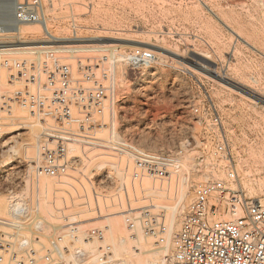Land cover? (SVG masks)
Returning a JSON list of instances; mask_svg holds the SVG:
<instances>
[{"label":"rangeland","instance_id":"1","mask_svg":"<svg viewBox=\"0 0 264 264\" xmlns=\"http://www.w3.org/2000/svg\"><path fill=\"white\" fill-rule=\"evenodd\" d=\"M10 2L0 0L7 4L1 16L10 17ZM46 16L50 34L68 43L0 52V62L41 55L52 71L68 66L81 87H101L100 71L86 77L79 61L105 66L113 50H152L151 67H119L115 130L148 154L171 155L179 168L167 182L131 178L122 186L105 147L72 145L69 158H81L79 166L56 177L37 174L32 161L47 125L19 108L0 112V220L19 226L0 227V235H14L1 237L10 248H0V264H15L14 257L18 264H170L190 202L207 180L227 175L215 141L191 112L204 87L223 115L238 187L264 205V0H48ZM20 29L22 36L8 30L0 44L53 40L38 24ZM99 137L107 140L109 131ZM55 248L68 251L61 257Z\"/></svg>","mask_w":264,"mask_h":264},{"label":"built area","instance_id":"2","mask_svg":"<svg viewBox=\"0 0 264 264\" xmlns=\"http://www.w3.org/2000/svg\"><path fill=\"white\" fill-rule=\"evenodd\" d=\"M47 3L48 0H12L9 18L1 16L7 4H0V41L10 29L24 24H45ZM156 60L152 50L133 47L124 52L113 50L105 57V66H85L79 61L78 69L81 74L85 70L86 77L100 71L106 83L101 87H81L70 79L68 66L52 71L41 55L0 62V112L11 113L19 108L40 124L47 125L44 140L32 161L33 172L51 177L66 175L71 167L76 168L83 161L79 157L69 158V146L76 145L84 150L99 146L105 147L118 161L112 167L123 174L125 182L122 186H129L127 182L131 178L169 181L179 168L175 158L148 154L115 130L120 102V65L126 70L142 69L151 67ZM190 107L195 122L206 128L209 137L215 141L218 160L227 163V175L226 179L207 181L190 202L175 235L170 264H264V205L247 197L238 187V173L223 115L205 87L200 95L192 98ZM106 111L107 123L103 117ZM48 114L52 118L51 124ZM102 129L109 131L107 140L99 137ZM148 220L156 221L157 218L154 220L149 216ZM2 226L19 228L14 221L0 220ZM147 230L149 234L159 233L157 230L151 232L149 227ZM9 235L14 236L0 235V248L3 245L10 248L9 243L1 239ZM55 251L63 257L62 253L66 254L68 249L62 253L56 248ZM82 254V249L76 248L74 255L81 257ZM14 259L18 264V258Z\"/></svg>","mask_w":264,"mask_h":264},{"label":"bare ground","instance_id":"3","mask_svg":"<svg viewBox=\"0 0 264 264\" xmlns=\"http://www.w3.org/2000/svg\"><path fill=\"white\" fill-rule=\"evenodd\" d=\"M12 3V0H11V2H10V4ZM9 4V5H10ZM11 7V5L9 6V9H10V14L12 15V7ZM5 10H7V6L5 7V9H4V11ZM49 19L46 17V20H45V24H38V25H40L41 26V28H42V30H43V32L45 33V35L47 34V36H49L50 38H52L53 40L52 41H50L49 43H47V42H40V41H33V42H28V41H19V42H17V43H8V44H6V45H1L0 44V52H10V51H20V50H29V49H37V48H53L54 46H52V45H49V44H57V45H62V44H66V43H68V42H66V41H63V40H61L60 38H57L56 36V38H54L50 33H52L51 32V29L49 28ZM26 25H33V24H24V25H22V26H26ZM22 26H20V27H22ZM20 27H18V28H14V29H10V30H12V33H10L11 35L12 34H16V36H18V35H21L23 32H22V30L20 29ZM14 31V32H13ZM9 33V32H8ZM33 34V36L35 35V33L33 32V31H30V35H32ZM7 35H4V37L3 38H5ZM22 36V35H21ZM4 43V42H3ZM40 44V46L38 45H33V44ZM41 44H44V45H41ZM205 70V69H204ZM222 81H223V83H226V84H230V85H233V83L231 82V80L230 79H227V78H223L222 79ZM240 89V91L242 92V93H245V94H247V95H251L252 97H254L255 99H257V100H260V98L258 97V96H256V94L252 91V90H250V89H248V88H239ZM264 163V162H263ZM207 181H209V180H207ZM261 182V181H260ZM259 184V183H258ZM262 188H264V181H262L260 184H259ZM250 189V188H249ZM262 191V190H261ZM253 193V192H252ZM179 215V214H178ZM173 222H174V220H173ZM172 223V222H171ZM173 224V223H172ZM169 226V225H168ZM172 226V225H171ZM169 229H170V227H169ZM170 230H173V229H170ZM173 245V244H172ZM171 245V246H172ZM142 251V250H141ZM139 253V252H138ZM138 257H140V256H138ZM145 257H146V255H145ZM142 258V257H141ZM145 259V258H144ZM142 260H143V258H142Z\"/></svg>","mask_w":264,"mask_h":264}]
</instances>
